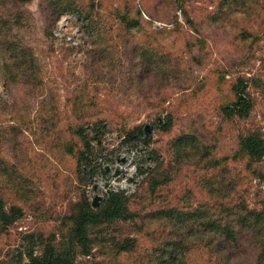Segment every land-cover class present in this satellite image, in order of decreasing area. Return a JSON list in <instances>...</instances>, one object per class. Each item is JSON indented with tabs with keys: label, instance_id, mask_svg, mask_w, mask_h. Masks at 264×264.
I'll use <instances>...</instances> for the list:
<instances>
[{
	"label": "trees",
	"instance_id": "obj_1",
	"mask_svg": "<svg viewBox=\"0 0 264 264\" xmlns=\"http://www.w3.org/2000/svg\"><path fill=\"white\" fill-rule=\"evenodd\" d=\"M31 1L0 0V76L21 91L25 103L35 98L41 102L38 115L42 121L58 125L63 111L56 89L50 88V95L45 96L48 54L33 37L42 33L49 41L62 38L55 35V27L66 14L74 15L87 33L88 60L83 64L93 67L90 79L97 82V89L110 90L112 97L132 95L149 104L174 83L187 89L190 69L174 53V41L145 33L141 10L134 11L129 2L109 10L112 20L104 25L96 21L99 3L95 0H37L36 10L30 8ZM163 1L153 2L159 15L149 16L165 20L174 15L173 30L179 33L182 23L176 8L182 11L193 32L185 41V51L190 67L195 65L196 69L206 66L211 52L202 31L204 23L224 29L238 19L250 25L264 19L261 0H218L202 24L191 18L186 2ZM165 32L162 29L160 36ZM248 37L252 47L258 37L246 32ZM68 49L74 50L71 46ZM259 80V75H239L227 81L229 93L215 104L218 124L207 125L201 114L191 115L184 128L166 140L162 153L158 148L149 154L156 166L151 170L140 167L142 179L134 193L111 192L94 208L93 199L83 190L63 216L59 232L28 235V242L37 244L40 252L31 247L24 253L7 254L0 264H76L79 256L93 257L94 264H128L125 258L131 255H137L141 264H264V198L249 201L251 181L257 179L264 184V168L258 166L264 162V131L249 128L239 132L231 159L244 163L243 170L230 168L226 164L228 156L215 155L224 128L251 117ZM88 89L87 81L81 80L74 96L67 100L76 117L57 130L54 148L74 161L82 181L94 178L96 183L97 173L108 169L103 165L97 172L91 166L97 155L95 145L101 146L107 133L118 131L124 136L118 153L125 148L139 149L141 143L149 144L152 136L146 134L143 123L132 125L123 111L122 121L115 128L106 117L87 114L97 97ZM176 118L177 113L168 112L156 119V125L162 133H168ZM9 164L14 162L0 153V172L9 173ZM30 192L17 188L15 196L9 198L0 192V234L31 206ZM118 221L133 222L146 241L131 235L117 238L106 234L107 228Z\"/></svg>",
	"mask_w": 264,
	"mask_h": 264
},
{
	"label": "rangeland",
	"instance_id": "obj_2",
	"mask_svg": "<svg viewBox=\"0 0 264 264\" xmlns=\"http://www.w3.org/2000/svg\"><path fill=\"white\" fill-rule=\"evenodd\" d=\"M37 2V0L31 1L32 10H36ZM95 2L99 3L95 9L96 21H101L104 25H108L112 20L109 10L121 7L124 2H129L134 11L139 8L145 22L143 31L157 35L160 39L165 38L169 42L174 41L173 51L183 58L185 67L190 69L188 78L191 77V81L185 84L187 89L177 87V83L172 84L167 90L162 91L161 95L153 97L152 104L132 95L112 97L110 90H99L94 86L97 82L90 79L93 67L83 64L88 60L89 45L86 41L88 36L81 22L74 15L66 14L58 21L55 30L62 38H52V41H49L50 39H45L42 33L34 36V42L48 54L45 59L47 65L45 96L50 95V88L57 90L63 116L56 121L59 122L58 125L42 121L38 115L41 102L35 98L25 103L21 91L12 85H7L0 76V153L14 162L9 164L11 168L9 173L0 172V192L5 193L9 198L15 196L17 188H27L31 191L28 195L31 206L27 207L24 214L0 234V260L7 254L24 253L31 247L40 252L37 244L32 245L33 243L28 242V235L43 233L48 236L59 232L63 216L83 190L91 199L97 194L102 196V190L99 188L94 190V178L88 182L82 181L74 161L54 148L57 130L64 129L66 124L75 120L76 113L72 111L70 103L67 106V100L74 96V90L81 80L87 81L89 93L93 96L97 95L93 99L95 105L87 114H100L97 116L106 117L110 125L115 128L116 124L122 121L120 112L123 111L132 125L143 123L144 128L146 125L151 128L152 141L149 144L141 143L140 147L144 152L137 155L130 163L137 167L139 174L141 166L150 170L156 166V162L149 154L158 148L162 153L166 140L177 135L191 115L201 114L207 125L218 124L215 104L229 93L228 82L239 75L260 77V87L254 92L255 109L249 119L234 123L230 129L224 128L219 135L215 155L220 158L228 156L226 164L230 168L243 170L244 163L231 159L238 146L239 132L249 128H260L264 131V19L261 20L262 23L254 25L238 19L235 25L228 24L224 29H215L204 22L207 14L217 6L218 0H177L176 2H186V9L194 21L204 23L202 31L211 47L206 66L196 69L195 65L190 67V56L185 51V41L191 38L193 32L189 30L181 10L176 8V14L182 23V31L178 33L173 30L174 15H169L165 20L150 18L151 13L159 15L153 7V2L156 0H95ZM163 2H171V0ZM261 2L264 10V0ZM41 25L42 22L36 26L38 30ZM162 29L168 32L161 37ZM246 32L256 34L258 37L252 47L250 38H245ZM63 36L72 37L75 41L67 40V42ZM50 42L54 45L53 49ZM70 46L74 48L72 52L68 49ZM168 97H171L169 101H164V98ZM168 112L177 113V118L173 129L168 133H162L156 125V119L165 116ZM53 125L56 130L53 129ZM123 140V135L113 131L104 136L101 146L95 145L97 155L91 166L97 172L103 165H107L109 169L106 173L101 169L96 175L98 179L102 176L108 179L114 173L115 164L120 163L118 160L120 152L123 151L119 153L118 151ZM146 155L149 158H146ZM121 158L124 162L130 161L127 157L126 160L124 157ZM258 166L264 168V162ZM141 179L142 176L139 177V183ZM199 194L201 197L204 196L203 192ZM258 198H264V184L253 179L249 201L254 203ZM6 206L9 207V203ZM105 233L117 238L131 235L138 237L143 243L144 240L146 241L144 234L137 232V227L130 221L115 222ZM136 256H127L125 262L141 264ZM94 263L95 259L90 256H79L76 262V264Z\"/></svg>",
	"mask_w": 264,
	"mask_h": 264
},
{
	"label": "built area",
	"instance_id": "obj_3",
	"mask_svg": "<svg viewBox=\"0 0 264 264\" xmlns=\"http://www.w3.org/2000/svg\"><path fill=\"white\" fill-rule=\"evenodd\" d=\"M55 35H57L58 37H62L60 34L56 32V30H55ZM67 39L73 40L72 42L75 41L72 37L69 36H67ZM141 148L142 147L135 150H129L125 148L123 152L120 153L119 157L120 158L127 157L130 161L124 162V164H120V163L115 164L114 173L115 170L119 168L120 174L114 175L113 173L108 179L102 177L96 181L95 184L98 186L100 190H102V196L108 195L111 192H116V193L122 192L125 194H131L135 192L138 186L137 184L139 183L138 181L140 174L138 173L137 167L134 164H130V163L133 162V159L136 158L137 155H140L141 152H144V150H142ZM138 151L139 153L137 154Z\"/></svg>",
	"mask_w": 264,
	"mask_h": 264
},
{
	"label": "water",
	"instance_id": "obj_4",
	"mask_svg": "<svg viewBox=\"0 0 264 264\" xmlns=\"http://www.w3.org/2000/svg\"><path fill=\"white\" fill-rule=\"evenodd\" d=\"M151 128L149 127V125H146L145 126V132H146V134L147 135H149V134H151ZM120 163H123L124 162V159H122V158H119V160H118ZM109 170V169H108ZM118 174H120V169L119 168H117L116 170H115V173H114V175H118ZM98 189V186L95 184V186H94V190H97ZM102 198H103V196H101V195H99V194H97L94 198H93V201H92V206L95 208V207H97L99 204H100V201L102 200Z\"/></svg>",
	"mask_w": 264,
	"mask_h": 264
}]
</instances>
